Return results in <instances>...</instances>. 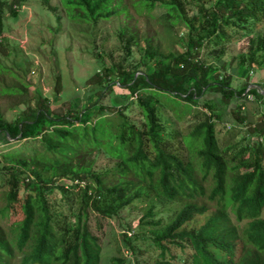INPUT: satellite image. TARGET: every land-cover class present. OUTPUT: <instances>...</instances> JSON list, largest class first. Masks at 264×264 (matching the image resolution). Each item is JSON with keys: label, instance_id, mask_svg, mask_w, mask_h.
Returning a JSON list of instances; mask_svg holds the SVG:
<instances>
[{"label": "trees", "instance_id": "trees-1", "mask_svg": "<svg viewBox=\"0 0 264 264\" xmlns=\"http://www.w3.org/2000/svg\"><path fill=\"white\" fill-rule=\"evenodd\" d=\"M25 1L0 0V50L5 12L16 17ZM38 1L55 9L49 0ZM63 1L70 12L78 11L70 17L91 24L125 12L122 0ZM189 3L194 10L186 16L180 0L141 2L147 12L161 8L169 24L187 29L180 53H147L145 71L104 67L89 80L100 88L80 109L52 110L39 96L33 108L12 122L0 114V145L39 143L29 153L0 155V219H13L0 228V264H100L101 246L88 228V213L115 219L148 193L159 206L147 207L132 231L136 235L122 233L127 256L113 257L109 264H264V96L259 92L264 83H252L249 77L264 66V34L250 37L246 54L237 60L243 69L238 87L222 70L223 50L215 48L238 42L263 23L264 0ZM208 51L215 61L205 64L201 57ZM116 89L126 91L119 95L125 99L121 105L112 101ZM141 94L165 97L185 111L207 108L205 120L189 134L191 142L183 141L190 152L186 161L165 139L169 134L156 100ZM207 94L215 95L234 123L246 128L248 147L229 157V148L220 147L214 120L219 116L205 100ZM133 106L141 114L138 124L128 116ZM105 112L116 119L115 125L102 116ZM99 151L114 163L98 171L85 158ZM138 236L147 247L143 251Z\"/></svg>", "mask_w": 264, "mask_h": 264}, {"label": "rangeland", "instance_id": "rangeland-1", "mask_svg": "<svg viewBox=\"0 0 264 264\" xmlns=\"http://www.w3.org/2000/svg\"><path fill=\"white\" fill-rule=\"evenodd\" d=\"M180 1L184 15L192 14L193 3H189L192 0ZM197 1L207 3L209 0ZM63 2L49 0L50 6L55 8L51 11L42 7L38 0H27L18 9L16 17H9L5 12L2 35L5 43L0 50V114L6 122L14 121L19 113L33 108L39 96L48 100L52 110L63 112L69 108L80 109L84 99L100 88L97 84L89 83V80L104 67L114 70L116 65L122 68L137 66L138 70L145 71L148 66L147 53L168 56L183 50L187 29L180 23L169 24L161 8L155 7L147 12L141 4L142 0H122L124 13L110 21H98L96 24L79 17L73 19L70 13L78 14V11L70 12ZM257 33L264 34V22L253 31H248L238 42L215 46L223 50L222 70L232 75L234 87L243 81V69L238 67L237 60L246 54L248 39ZM127 42L129 55L124 49ZM201 61L209 64L215 58L208 51L202 53ZM249 77L252 83L263 81L264 66L254 68ZM57 78L60 80L59 94L55 93ZM115 92L118 95L112 101L121 105L125 99L119 95L126 91L116 89ZM141 96L156 100L159 118L169 134L165 139L171 149L186 161L190 155L185 146L191 142L189 134L205 120L209 114L207 108L198 105L185 111L184 107H175L165 97H152L150 94ZM128 100L134 102V98ZM205 100L211 103L214 115L219 116L214 117L216 137L221 148H229L228 157L248 147L251 140L247 137L246 128L234 123L215 95L207 94ZM130 110L128 116L136 124L140 123V111L136 106ZM102 116L112 125L116 124V119L108 112ZM37 146L39 143L36 141H11L10 144L0 145V155L29 153ZM85 161L92 162L93 169L98 171L114 163L102 151L87 156ZM155 200L148 193L122 209L115 219H102L97 214L88 213V228L101 246L100 264H109L113 257L127 256L122 249L121 235L124 232H128V236L136 235L132 231L136 230L147 207L151 203L159 206ZM3 202L0 190V208ZM12 220L0 219V228L6 229ZM140 237L137 243L143 251L145 245Z\"/></svg>", "mask_w": 264, "mask_h": 264}, {"label": "water", "instance_id": "water-1", "mask_svg": "<svg viewBox=\"0 0 264 264\" xmlns=\"http://www.w3.org/2000/svg\"><path fill=\"white\" fill-rule=\"evenodd\" d=\"M259 92L264 96V92L262 90L259 89Z\"/></svg>", "mask_w": 264, "mask_h": 264}, {"label": "crops", "instance_id": "crops-1", "mask_svg": "<svg viewBox=\"0 0 264 264\" xmlns=\"http://www.w3.org/2000/svg\"><path fill=\"white\" fill-rule=\"evenodd\" d=\"M259 83H264V80H263V81H261V82H259Z\"/></svg>", "mask_w": 264, "mask_h": 264}]
</instances>
